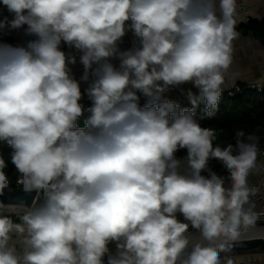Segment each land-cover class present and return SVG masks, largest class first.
<instances>
[{"label":"clouds","instance_id":"clouds-1","mask_svg":"<svg viewBox=\"0 0 264 264\" xmlns=\"http://www.w3.org/2000/svg\"><path fill=\"white\" fill-rule=\"evenodd\" d=\"M0 6L11 15L0 34L31 37L0 42V141L13 149L17 183L36 193L31 206L0 201V264H222V254L234 264L228 254L264 217L249 184L260 138L237 129L234 144L214 145L219 133L196 109L202 103L207 118L219 110L240 38L238 0ZM129 31L136 43L121 50ZM63 46L79 53L80 80L91 78L87 108L70 67L77 57ZM188 84L191 107L166 98ZM6 168L0 158V195L11 190Z\"/></svg>","mask_w":264,"mask_h":264},{"label":"trees","instance_id":"trees-1","mask_svg":"<svg viewBox=\"0 0 264 264\" xmlns=\"http://www.w3.org/2000/svg\"><path fill=\"white\" fill-rule=\"evenodd\" d=\"M5 15L0 7V18ZM7 33L0 34V42L7 43ZM138 95H140L138 93ZM146 99L141 95L140 104L144 105ZM81 104L87 108L91 105V101L84 93ZM191 107V105L181 106ZM88 115L85 112L80 118V126H83L84 118ZM196 119L203 127H210L219 133L218 138L214 141V145L219 144L226 146L229 143H235L234 133L237 129H243L246 133H255L260 139H264V90L257 92L254 88H248L245 84H240L239 91L229 97L225 93L222 94L219 110L212 118H207L204 114V105L201 103L196 109ZM13 149L6 142L0 141V158H3L7 164L5 169L9 179H14L18 173L15 166L11 163V155ZM179 156L185 155L184 152L178 153ZM210 166L219 174L226 175L220 163L216 160L210 161ZM11 189H17L11 185ZM15 222H19L18 215L11 214ZM114 247V246H113Z\"/></svg>","mask_w":264,"mask_h":264},{"label":"crops","instance_id":"crops-1","mask_svg":"<svg viewBox=\"0 0 264 264\" xmlns=\"http://www.w3.org/2000/svg\"><path fill=\"white\" fill-rule=\"evenodd\" d=\"M238 4L237 30L240 33V38L235 41L234 62L230 70L228 86L225 89L233 87L234 84L264 81V0H238ZM242 6L245 7V10ZM7 43L9 44V38ZM119 48L121 50L129 49L127 35L122 38ZM67 53L77 57V63L70 67L74 78L80 81L81 91L84 95L87 93L91 78L87 82L80 80L83 66L79 63V53L75 50H70ZM112 62L117 66L119 64L117 59H113ZM233 73L235 74L234 81L231 79ZM182 86L192 88L190 84ZM172 91L173 89L168 94H171ZM253 251L256 250L253 249ZM246 255L252 257V254Z\"/></svg>","mask_w":264,"mask_h":264},{"label":"built area","instance_id":"built-area-1","mask_svg":"<svg viewBox=\"0 0 264 264\" xmlns=\"http://www.w3.org/2000/svg\"><path fill=\"white\" fill-rule=\"evenodd\" d=\"M0 7L4 15L9 16V18H11V15L8 13L7 9L4 8L3 6ZM243 9L245 10V7H243ZM126 35L130 49L134 46L136 40L131 31H129ZM7 37L9 38V44L13 46L24 45L29 39H31V37L25 35L23 29L7 32ZM63 50L67 53L68 51L74 49H70L67 46H63ZM245 85L248 88H254L257 92H261L262 90H264V81L247 83ZM188 88L183 86L173 88L172 93L171 94L166 93L165 96L166 98L175 101L180 106L191 105L186 97V90ZM239 89H240V84H234L233 87L225 89L223 93L231 97L234 95L236 91H239ZM192 90L196 91V89L194 88ZM82 101H83V97L80 103ZM258 148H259L258 165H261V168L259 171L254 172L249 176V184L256 186L260 189L259 194L256 197H254V199L257 204V210H264V139L259 141ZM17 176L14 179H10L11 185L15 186L17 189H21L22 185L17 183ZM177 218L182 222H186L184 221L183 216L179 213H177ZM259 222H264V217H262ZM246 254H252V257L251 256L249 257ZM228 255L230 256V258L233 259L234 264H264V250H256L255 252L253 250L233 252V253H229ZM222 264H223V254H222Z\"/></svg>","mask_w":264,"mask_h":264},{"label":"water","instance_id":"water-1","mask_svg":"<svg viewBox=\"0 0 264 264\" xmlns=\"http://www.w3.org/2000/svg\"><path fill=\"white\" fill-rule=\"evenodd\" d=\"M35 197V192H25L23 188L11 189L6 190L3 195H0V201H3L5 204L24 203L25 205L31 206V204L35 203ZM258 223L264 226V222ZM190 233L193 235L197 234L196 231ZM260 247H264V234L246 235L241 238V241L237 243L231 253L249 251Z\"/></svg>","mask_w":264,"mask_h":264},{"label":"bare ground","instance_id":"bare-ground-1","mask_svg":"<svg viewBox=\"0 0 264 264\" xmlns=\"http://www.w3.org/2000/svg\"><path fill=\"white\" fill-rule=\"evenodd\" d=\"M259 228H256V229H252L249 233H247L246 235H254V234H264V226L262 225H258ZM197 235V234H195ZM194 235V236H195ZM244 235V236H246Z\"/></svg>","mask_w":264,"mask_h":264},{"label":"rangeland","instance_id":"rangeland-1","mask_svg":"<svg viewBox=\"0 0 264 264\" xmlns=\"http://www.w3.org/2000/svg\"><path fill=\"white\" fill-rule=\"evenodd\" d=\"M11 214H15V213H11ZM189 231H190V232H194V231H196V230L190 228ZM254 250H264V247L256 248V249H254Z\"/></svg>","mask_w":264,"mask_h":264}]
</instances>
